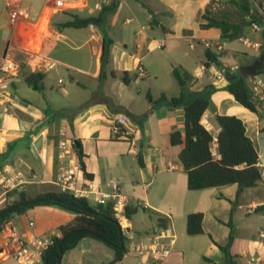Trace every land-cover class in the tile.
Here are the masks:
<instances>
[{
  "label": "crops",
  "instance_id": "crops-1",
  "mask_svg": "<svg viewBox=\"0 0 264 264\" xmlns=\"http://www.w3.org/2000/svg\"><path fill=\"white\" fill-rule=\"evenodd\" d=\"M113 1L117 8L105 18L103 29L112 44L101 68L102 30L94 25L74 29L58 28L57 24L72 15L96 16ZM211 1L215 12L226 0H0V57L22 64L4 82L6 88L0 82V170L7 168L18 175L21 182L14 191L29 197L59 191L55 179L62 165L74 168L78 187L90 182L109 193L108 182L116 181L127 198V208L146 213L148 223L133 218L137 211L125 217L126 227L134 232L126 240L123 259L115 264H138L140 258L130 253L132 245L159 233L170 245V254L160 264H225V254L218 246L227 245L237 264H264V241L257 237L264 227V133L259 130L264 117L259 119L235 102L224 89L227 82L218 69L205 67L203 46L204 41L221 43L218 60L233 69L255 62L264 53V40L260 32L248 28L231 42L222 40L216 28H200V16ZM241 38L261 43V47L247 46ZM235 42L245 49L235 50ZM32 57L54 63L51 71L43 73L42 92L32 90L23 80V74L30 72L27 60ZM175 67L191 75V91L214 87L210 100L216 112L239 118L257 151L261 180L237 198L236 185L186 189L178 160L182 145L169 141L172 131L183 132V110L152 109L146 98L147 94L152 99L161 94L168 98L178 95L172 76ZM124 72L135 74L128 84L121 81ZM64 76L69 86H65ZM120 113L129 118L127 138L111 133L114 115ZM201 123L214 138L211 152L217 158L219 128L211 110L203 113ZM62 129L72 141L80 142L90 178L78 168L75 149L68 159L59 158L57 142ZM6 193L0 187V209L8 202ZM197 212L202 214L203 232L188 236L186 216ZM73 218L54 206H35L15 216L14 222L10 220L0 237L9 229L24 237L40 236L58 231ZM77 249L78 258L70 259L69 264H102L103 258L107 264L113 259L110 248L83 238L63 253L60 264ZM3 264L17 263L6 258Z\"/></svg>",
  "mask_w": 264,
  "mask_h": 264
},
{
  "label": "trees",
  "instance_id": "trees-1",
  "mask_svg": "<svg viewBox=\"0 0 264 264\" xmlns=\"http://www.w3.org/2000/svg\"><path fill=\"white\" fill-rule=\"evenodd\" d=\"M229 4L235 6L238 11L237 20L230 21L216 12L212 11L214 1H211L204 9L200 19V28H216L220 31V37L224 41L231 42L243 35L244 29L248 28L249 21L246 19L249 12L248 0H228ZM117 1L100 8L98 15L89 17L71 16L64 22L57 24L58 28L81 29L94 25L102 30L103 43L100 56L101 68L108 61L109 47L112 41L108 39L103 31L104 20L117 8ZM264 40V32L261 33ZM205 67L211 65L221 73L227 81L224 89L233 97L236 103L254 113L259 119L264 115L256 111L251 100V91L248 86L247 77H242L236 70L224 66L219 60V55L211 50L205 51ZM172 76L176 81L179 93L176 97L168 98L161 94L157 99L146 95L152 109L165 107L168 109L182 108L183 132L172 131L169 135L171 145H182L178 153V160L185 174L186 189L188 191H199L209 188H220L230 185L237 186L236 198L242 190L252 188L261 180L258 167L259 156L251 140L245 133L243 122L234 115H220L216 112L210 96L215 90L212 85H205L199 92L191 91L188 82L191 75L181 67L172 70ZM43 73H24L25 84L34 91H43ZM101 78V72L99 79ZM135 78V74L129 75L124 72L121 76L123 84H128ZM206 110H211L214 120L219 128L215 137L217 158L212 155L211 145L213 137L201 123V118ZM264 133V125L259 129ZM79 169L86 178L91 175L85 171L82 161L81 144L77 141L74 145ZM138 160L140 158L138 156ZM8 202L0 209V233L6 231L10 219L24 213L35 206H54L74 215L72 221L60 226L58 231L60 237L54 239L53 244L47 249L43 256V264H60L63 253L73 248L83 238L97 240L113 251V259L107 264L120 262L125 253V240L122 228L113 216L111 204L95 205L82 198H76L68 192H45L34 197H28L23 192L11 190L6 193ZM16 194V199L13 195ZM143 211L145 209L141 208ZM137 208H126L125 216L128 219L135 213ZM202 214L192 213L186 216L185 230L188 236L202 234ZM231 238V237H230ZM122 246V249L120 247ZM226 257L225 264H237L230 256L227 246H218Z\"/></svg>",
  "mask_w": 264,
  "mask_h": 264
},
{
  "label": "built area",
  "instance_id": "built-area-1",
  "mask_svg": "<svg viewBox=\"0 0 264 264\" xmlns=\"http://www.w3.org/2000/svg\"><path fill=\"white\" fill-rule=\"evenodd\" d=\"M249 12L246 19L249 21L248 29L252 33L264 32V0H248ZM241 41L247 46L256 48L261 47V43L248 41L241 38ZM161 46V45H160ZM203 46L207 50L219 52L222 50V44L218 42L204 41ZM29 69L32 73H44L54 68V63L38 58H30ZM26 64V62H24ZM21 63L5 56L0 57V82L1 88H6V82L12 74L21 67ZM237 67L231 69L236 70ZM58 84L62 83L58 79ZM248 86L251 91V100L256 111L264 115V73L248 77ZM129 118L125 114H115L114 124L111 127V133L114 136L129 137L127 128ZM59 140L57 146L59 149V158L68 159L69 154L74 149L73 141L66 136L65 130L58 133ZM74 168L62 165L57 173L55 183L59 191L68 192L76 198H82L95 205L111 204L113 216L120 227H126L125 211L128 207L126 196L120 193L118 183L114 180L108 182L109 193H105L99 187H94L92 183L87 182L78 187L75 180ZM18 175L7 168L0 170V187L4 192L14 190L19 184ZM32 225V223H29ZM4 233V232H3ZM60 237L59 231H52L40 236L24 237L19 235L14 229H9L7 234L0 237V264L4 259L9 258L17 264H43V256L47 249L53 244L54 239ZM259 240L264 241V227L257 233ZM130 253L134 257H139L138 264H160L170 254V245L163 241L162 233L153 235L147 241L138 242L132 245Z\"/></svg>",
  "mask_w": 264,
  "mask_h": 264
},
{
  "label": "rangeland",
  "instance_id": "rangeland-1",
  "mask_svg": "<svg viewBox=\"0 0 264 264\" xmlns=\"http://www.w3.org/2000/svg\"><path fill=\"white\" fill-rule=\"evenodd\" d=\"M227 1H228V0H226V1L222 2V3H219L218 6L216 7L215 12H216V14H217L218 16H221V17H223V18H225V19H228V20H230V21H235V20H237L238 11H237V9L235 8L234 5L229 4ZM232 47H233L235 50H243V49H245L241 42H235L234 44H232ZM229 53H233V51H230V50H229ZM52 73H53V72H51L50 75H53ZM64 79H65V81H66L65 86H69L70 83H69V81H68V79H67V76H64ZM247 81H248V77H247ZM49 82H50V81H48V84H51V83H49ZM116 91H117V89H116ZM52 92H54L55 94H57L58 91H57L56 89H54V87H52ZM28 197H29V196H28ZM16 216H17V215H16ZM14 217H15V216H14ZM14 217H12V218L10 219V220H12V222H14ZM133 218L136 219V221H138L139 223L142 222V223L145 224V225L148 223V216H147V214H146V213H142L141 210H138L136 216H134ZM15 219H17V218H15ZM15 222H16V220H15ZM122 231H123V233H124V236L126 237V240H127L128 238H130V236H131V235L133 234V232H134L133 229H131L130 227H122ZM49 232H50V231H49ZM126 240H125V246H126ZM102 245H104V244L102 243ZM104 247L108 248L106 245H104ZM108 249H109V248H108ZM77 251H78V249L72 251V252H71V258H65V260L63 261L62 264H69V260H70V259H71V260H75V259H77L78 256H79V253H78ZM100 259H101V255H98V260H100ZM105 261H106V260L103 258V260L101 261V263L104 264ZM123 262L126 263V257L124 258ZM94 264H95V263H94ZM96 264H98V263H96ZM99 264H100V263H99Z\"/></svg>",
  "mask_w": 264,
  "mask_h": 264
},
{
  "label": "water",
  "instance_id": "water-1",
  "mask_svg": "<svg viewBox=\"0 0 264 264\" xmlns=\"http://www.w3.org/2000/svg\"><path fill=\"white\" fill-rule=\"evenodd\" d=\"M237 72L239 73V75L245 78L264 73V53H262L259 58L252 64L238 67ZM226 82L227 81L225 80V83ZM73 144L76 146L77 141H73ZM120 249H122V246L120 247Z\"/></svg>",
  "mask_w": 264,
  "mask_h": 264
}]
</instances>
